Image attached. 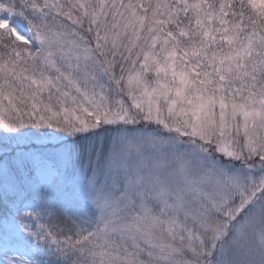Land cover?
I'll return each mask as SVG.
<instances>
[{
	"label": "snow or ice",
	"instance_id": "1",
	"mask_svg": "<svg viewBox=\"0 0 264 264\" xmlns=\"http://www.w3.org/2000/svg\"><path fill=\"white\" fill-rule=\"evenodd\" d=\"M0 264H264V0H0Z\"/></svg>",
	"mask_w": 264,
	"mask_h": 264
}]
</instances>
